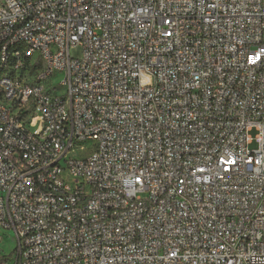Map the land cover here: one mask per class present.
<instances>
[{
  "label": "built area",
  "instance_id": "1",
  "mask_svg": "<svg viewBox=\"0 0 264 264\" xmlns=\"http://www.w3.org/2000/svg\"><path fill=\"white\" fill-rule=\"evenodd\" d=\"M263 33L264 0H0V264H264Z\"/></svg>",
  "mask_w": 264,
  "mask_h": 264
},
{
  "label": "rangeland",
  "instance_id": "2",
  "mask_svg": "<svg viewBox=\"0 0 264 264\" xmlns=\"http://www.w3.org/2000/svg\"><path fill=\"white\" fill-rule=\"evenodd\" d=\"M263 39H264V33H263ZM79 53H80V50L77 48H75V49H71V54L72 55H75V56H78L79 55ZM57 80H58V75H56V79H55V81L53 82V83H55V82H57ZM58 89V88H57ZM59 92L60 91H62V90H58ZM251 135H255V132L254 131H252L251 132ZM255 147V145L254 144H252V145H250L249 146V148H254ZM10 233V232H9ZM11 234V233H10ZM13 242H9V243H5V247H6V253H9L10 251H11V249H12V247H13ZM2 246H3V244H2Z\"/></svg>",
  "mask_w": 264,
  "mask_h": 264
}]
</instances>
